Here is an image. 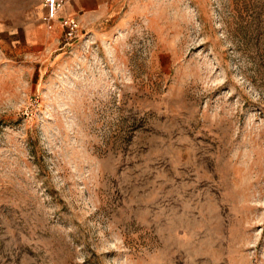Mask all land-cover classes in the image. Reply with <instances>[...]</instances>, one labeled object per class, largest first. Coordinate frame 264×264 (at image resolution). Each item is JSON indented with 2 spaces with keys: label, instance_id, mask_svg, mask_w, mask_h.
I'll use <instances>...</instances> for the list:
<instances>
[{
  "label": "rangeland",
  "instance_id": "obj_1",
  "mask_svg": "<svg viewBox=\"0 0 264 264\" xmlns=\"http://www.w3.org/2000/svg\"><path fill=\"white\" fill-rule=\"evenodd\" d=\"M41 16L0 0V264H264V0Z\"/></svg>",
  "mask_w": 264,
  "mask_h": 264
},
{
  "label": "crops",
  "instance_id": "obj_2",
  "mask_svg": "<svg viewBox=\"0 0 264 264\" xmlns=\"http://www.w3.org/2000/svg\"><path fill=\"white\" fill-rule=\"evenodd\" d=\"M123 0H67L61 18H72L89 27L115 14Z\"/></svg>",
  "mask_w": 264,
  "mask_h": 264
},
{
  "label": "built area",
  "instance_id": "obj_3",
  "mask_svg": "<svg viewBox=\"0 0 264 264\" xmlns=\"http://www.w3.org/2000/svg\"><path fill=\"white\" fill-rule=\"evenodd\" d=\"M41 10V22L49 31H53L59 26L67 40L74 39L81 30L79 22L72 18H61L67 0H35Z\"/></svg>",
  "mask_w": 264,
  "mask_h": 264
}]
</instances>
